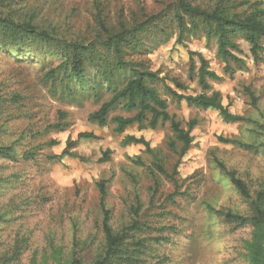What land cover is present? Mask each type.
<instances>
[{"label":"rangeland","instance_id":"rangeland-1","mask_svg":"<svg viewBox=\"0 0 264 264\" xmlns=\"http://www.w3.org/2000/svg\"><path fill=\"white\" fill-rule=\"evenodd\" d=\"M246 1L258 0H0L1 18L28 22L51 38L32 47L31 57L15 59L0 48V98L7 100L0 108V145L13 146L16 154L13 161L0 158L1 255L18 248L15 264H57L69 256L75 243L96 248L102 241L97 184L104 181L113 230L135 221L145 228L139 237L151 240L147 263L248 264L245 243L251 228L234 229L214 213L245 216L248 201L215 160L234 172L251 193L264 187V61L254 64L247 43L236 39L241 51L236 55L245 66L235 69L229 79L217 58L215 39L207 41L202 28L191 32L185 17L187 30L181 43H176L178 32L172 21L179 2L207 12L215 7L241 12L245 7L240 5ZM157 15L164 19L158 25L160 30L151 27ZM141 24L145 30L137 36L140 49H125L126 61L142 64L166 78V83L175 78L186 86L187 94H198L196 77H189L188 69L189 52L199 54L209 69L222 77L209 81L210 92H218L222 105L242 121L225 123L214 110L178 104L161 83L155 84L169 114L183 129L196 121L190 131L191 146L179 157L181 143L168 123L155 130L132 126L118 135L110 120L134 115L121 105L109 113L105 127L88 121V115L108 99V93L102 92L97 101L86 99L91 96L70 99L59 90L51 92L50 83H44L43 75L59 64L62 47L103 42L109 34ZM191 57L198 67V57ZM101 59L108 70L112 55L102 52ZM87 72L89 78L98 75L96 68L89 66ZM246 90L252 92L255 105ZM13 97L16 102L11 101ZM56 124L66 125L57 131L51 128ZM80 133H90L95 139H77ZM126 135L144 139L149 152L141 145H122ZM218 138L237 139L260 149L239 148ZM71 141H76L71 152L80 160L49 159L60 155ZM106 151L109 159L102 162ZM25 152H33L34 159H22ZM158 161L162 173L155 168Z\"/></svg>","mask_w":264,"mask_h":264},{"label":"trees","instance_id":"trees-1","mask_svg":"<svg viewBox=\"0 0 264 264\" xmlns=\"http://www.w3.org/2000/svg\"><path fill=\"white\" fill-rule=\"evenodd\" d=\"M262 4L263 0L251 4L246 1L240 5V7H245L241 12L219 7L207 12L199 7H192L186 2H179L172 20L178 32L176 43H181L180 39L187 30L186 17L189 19L191 32H199L202 28L207 41L215 39L216 55L223 63V75L233 79L235 69L242 70L245 66L244 60L236 55L241 53L236 39H242L247 43L254 64L264 61V7ZM163 21V17L157 15L154 21H151V27L160 30L158 25L164 23ZM144 30V25H136L130 29L122 28L117 34H109L103 42H91L86 45L68 44L62 47L59 49L61 60L55 68L43 75L44 83H50L51 92L57 93L59 90L60 95L70 99H78L80 96L85 99L91 96L86 99L97 101L102 92L108 93V99L95 112L88 115V121L99 127H105L108 124L109 113L121 105L125 111L134 112V115L132 117L115 116L110 120L114 124L113 132L118 135L123 134L125 129L132 126L138 129L147 127L155 130L158 125L168 123L173 137L181 143L179 157H182L191 146L190 131L195 127L196 121L188 122L187 129H183L175 116L169 114L168 104L159 95L155 84L161 83L166 94L178 104L184 103L202 110H214L225 123L242 121L240 116L231 114L227 107L222 105L218 92H210L209 81H220L222 77L211 71L208 62L199 54L189 52L188 69V76L196 77L197 85L201 90L198 94H187L186 86L175 78L168 79L166 83V78H160L156 72L149 71L142 64L126 61L123 58V54L126 53L124 50L137 52L141 46L137 36ZM164 33L167 34L166 31ZM49 41L51 38L46 32L38 30L36 26L28 22L18 23L9 18L0 17V48L6 49L12 58L31 57L32 47ZM10 44L12 46H9ZM102 52L111 54L113 57L108 70H106V61L101 59ZM21 53H26V55ZM193 55L198 57V67L191 57ZM88 66L96 68L98 75L89 78ZM246 91L252 105H255L256 100L252 92ZM5 101L7 102L4 98H0V108ZM11 101L16 102V97L11 98ZM59 118L63 120L65 116L60 113ZM65 125L56 124L51 128L62 131ZM77 139H95V137L90 133H80ZM218 141L243 149L254 151L260 149L258 146H252L237 139L218 138ZM50 144L53 145L55 142ZM75 144L76 141L68 142L60 155L49 159L61 161L67 157L80 160L79 156L71 152ZM121 144L141 145L149 152V143L142 138L126 135L122 138ZM170 147L173 149L172 143ZM109 154V151L104 152L101 161H108ZM34 155L33 152H25L22 159L33 160ZM0 158L15 160L16 154L13 146L0 145ZM215 163L238 194L248 201L249 213L245 216L222 211L214 213L222 217L224 222L232 225L234 229L246 226L251 228L250 239L245 243V258L248 264H264V187L251 193L234 172L226 171L223 165L216 160ZM154 165L159 172H163L159 161ZM97 188L98 205L102 213L101 243L96 248H92L85 242L75 243L69 256L65 260H58L57 264H149L146 259L150 257L151 240L139 237L145 228L135 221L128 226L113 230L110 224V212L106 209L105 182L99 181ZM8 252L4 254L7 255ZM19 254L18 248L11 251L7 257L0 254V264H15L19 259ZM31 264L37 263L32 262ZM42 264H47V262Z\"/></svg>","mask_w":264,"mask_h":264}]
</instances>
